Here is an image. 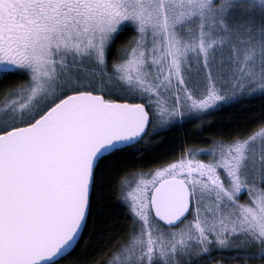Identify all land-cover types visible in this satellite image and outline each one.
Segmentation results:
<instances>
[{
	"label": "snow or ice",
	"instance_id": "snow-or-ice-1",
	"mask_svg": "<svg viewBox=\"0 0 264 264\" xmlns=\"http://www.w3.org/2000/svg\"><path fill=\"white\" fill-rule=\"evenodd\" d=\"M257 95L264 0H0V264L70 256L109 196L128 224L99 264H264V113L115 178L147 135Z\"/></svg>",
	"mask_w": 264,
	"mask_h": 264
},
{
	"label": "trees",
	"instance_id": "trees-1",
	"mask_svg": "<svg viewBox=\"0 0 264 264\" xmlns=\"http://www.w3.org/2000/svg\"><path fill=\"white\" fill-rule=\"evenodd\" d=\"M131 33H123L117 38L116 45L125 42ZM116 45L113 47L115 48ZM22 79L21 77L15 80ZM264 113V98L256 97L232 104L219 112H212L203 117L192 119L182 126H175L166 131L147 135L136 148L130 150L123 163V168L117 175L131 171L147 170L149 167L170 163L178 158L184 148L207 147L213 140L227 139L230 135H243L252 129L258 130L259 117ZM139 149V151H137ZM128 221L122 208L114 196L107 197V202L89 219L88 228L84 232L76 251L57 264H99L115 242L124 236ZM114 225V227H110ZM107 229V231H105ZM105 237L104 240L100 236ZM230 251L213 250L210 255L201 257L199 264H237L229 260Z\"/></svg>",
	"mask_w": 264,
	"mask_h": 264
},
{
	"label": "rangeland",
	"instance_id": "rangeland-1",
	"mask_svg": "<svg viewBox=\"0 0 264 264\" xmlns=\"http://www.w3.org/2000/svg\"><path fill=\"white\" fill-rule=\"evenodd\" d=\"M198 158H200V159H205V160L207 159L206 156H201V157H198ZM246 197H247V193L245 192V193L242 194L241 197H240L241 201L243 202V201L246 199ZM215 264H222V263H215Z\"/></svg>",
	"mask_w": 264,
	"mask_h": 264
}]
</instances>
